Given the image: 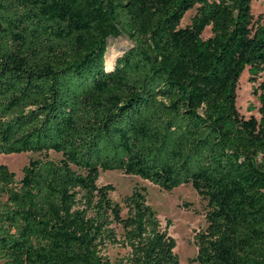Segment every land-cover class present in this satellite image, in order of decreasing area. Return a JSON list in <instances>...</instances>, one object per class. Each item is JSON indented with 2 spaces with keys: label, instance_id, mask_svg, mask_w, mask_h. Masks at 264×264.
I'll return each instance as SVG.
<instances>
[{
  "label": "trees",
  "instance_id": "obj_1",
  "mask_svg": "<svg viewBox=\"0 0 264 264\" xmlns=\"http://www.w3.org/2000/svg\"><path fill=\"white\" fill-rule=\"evenodd\" d=\"M250 3L0 0V155H60L19 180L0 164V264H181L171 222L143 190L113 202L97 184L109 171L207 202L191 264H264V15ZM120 37L132 46L107 70Z\"/></svg>",
  "mask_w": 264,
  "mask_h": 264
},
{
  "label": "rangeland",
  "instance_id": "obj_2",
  "mask_svg": "<svg viewBox=\"0 0 264 264\" xmlns=\"http://www.w3.org/2000/svg\"><path fill=\"white\" fill-rule=\"evenodd\" d=\"M250 12L255 22L259 16L264 15V0H251ZM194 15V10L185 14L181 27L189 24L190 18ZM209 36L207 29L203 38ZM132 46L131 42L124 37L110 39L108 41V53L114 59ZM107 53V52H106ZM252 84L249 82V75L245 70L238 81L236 90V108L240 114L248 116L246 108L249 104L258 107V102L252 96ZM253 114L257 115L255 111ZM49 158L58 160L60 155L54 152L33 154L21 153L12 155H0V164L6 166L16 175L19 180L22 176L21 170L30 160ZM99 186L110 184L114 187V192L110 194V199L121 204L122 199L130 195L134 190H143L149 206L156 212L162 226L169 220L170 236L176 241V254L181 264H191L192 259L197 254L195 236L198 232L204 231L207 227L205 214L207 212V202L202 199L190 185H183L170 192L163 191L153 186L147 181L133 176H126L119 171L101 172L97 181ZM117 250H111L113 257ZM194 264V263H192Z\"/></svg>",
  "mask_w": 264,
  "mask_h": 264
},
{
  "label": "bare ground",
  "instance_id": "obj_3",
  "mask_svg": "<svg viewBox=\"0 0 264 264\" xmlns=\"http://www.w3.org/2000/svg\"><path fill=\"white\" fill-rule=\"evenodd\" d=\"M113 61H114V58L112 56L109 55V53L106 55V69L109 70L111 69L112 65H113ZM175 252H176V249H175Z\"/></svg>",
  "mask_w": 264,
  "mask_h": 264
}]
</instances>
